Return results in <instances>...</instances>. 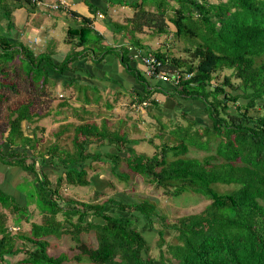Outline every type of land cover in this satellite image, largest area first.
I'll list each match as a JSON object with an SVG mask.
<instances>
[{
	"label": "trees",
	"instance_id": "1",
	"mask_svg": "<svg viewBox=\"0 0 264 264\" xmlns=\"http://www.w3.org/2000/svg\"><path fill=\"white\" fill-rule=\"evenodd\" d=\"M45 1L0 0V20L5 21L0 22V171L11 170L25 196L22 202L0 187V264H264V0H111L133 9L131 17L113 23V39L101 35L92 18L79 20L70 10L63 18V39L70 45L64 57L55 48L33 46L26 27L18 28L14 21L18 8L31 15L39 5L57 4V9H47L48 16L69 10L60 0ZM87 1L91 13L109 16L110 7ZM146 31L148 37L141 38ZM118 35L125 39L124 48ZM108 54L145 81L134 64L138 56L153 55L161 62L158 69L180 73L176 91L198 98L208 113L187 128L178 126L195 136L180 135L171 143L167 139L180 131L167 124L160 152L137 151L140 140L130 138L124 122L109 127L97 121L99 112L118 116L117 94L111 104L104 96L106 109L98 113L69 106L77 122L64 114L59 128L46 137L39 124L54 109L59 112L73 100L89 103L91 94L101 91L83 77L61 82L59 91L60 81L52 74L62 80L77 71L82 59L103 62ZM151 95L148 90L121 106L129 120ZM45 97L62 103L44 106ZM106 145L116 151H105ZM191 149L203 154L186 155ZM100 171L108 174L109 185L93 189V198L69 191L92 187V175ZM140 182L168 196L198 194L209 204L169 221L148 196L133 193L136 199L126 201L111 194L121 183L134 190ZM160 222L157 259L146 233ZM167 229L178 239L168 245L170 257L164 253ZM91 234L96 244L89 240ZM54 237L73 242L72 257L48 250Z\"/></svg>",
	"mask_w": 264,
	"mask_h": 264
},
{
	"label": "crops",
	"instance_id": "2",
	"mask_svg": "<svg viewBox=\"0 0 264 264\" xmlns=\"http://www.w3.org/2000/svg\"><path fill=\"white\" fill-rule=\"evenodd\" d=\"M55 0H46V3L54 2ZM59 2H63L66 6L67 9H63L61 12L62 14H58V12L52 16H47L46 12L47 7L45 5H39L36 11H34L31 15L30 13L25 9V8H18L13 12V18L15 23L17 24V27H26V32L29 30V27L35 26V24H39L37 21L38 19L41 20L43 16H47L48 19L53 23L55 21V25H52V30L50 31L53 33L56 31H65L66 28V21L63 19L68 16L67 13H69L70 10H73L77 15L79 16L78 19L80 20L82 17H88L93 19V26L95 27L96 30L99 31V33L107 38L113 39L115 36V33L113 32L115 30V26L113 23H118V22H123L127 17H131L133 15V9L127 6L123 5H118L114 3L111 0H90L91 4L94 6L102 7L105 9L106 7L109 8V16L105 15L103 12L102 16L95 15L91 13L90 9V4L87 0H60ZM49 10V9H48ZM111 10L113 12L117 13V17L114 18L111 15ZM119 14V15H118ZM30 15V16H29ZM38 17V19L36 18ZM54 17V18H53ZM52 18V19H51ZM57 20H62L64 22L63 26L61 29H57ZM103 20V22H102ZM2 24H5L4 19L0 20ZM28 28V29H27ZM56 28V29H55ZM62 31V34H63ZM65 34V32H64ZM139 36L141 38H147L148 34L147 31L140 33ZM32 39V37H29ZM121 35L117 36L118 39V44L121 45L125 39ZM34 43L37 42L35 38L33 39ZM117 41V40H116ZM157 41L153 43V46H156ZM157 47V46H156ZM68 50V47L63 48L61 51V54L59 53L58 55L60 57H64L66 51ZM133 54L136 55L137 51L133 49L131 51ZM141 56H138L137 62L134 63L136 67L140 68V71L145 75V80L143 79H138L136 76L130 72L122 63L120 62V58L113 56L112 54H108L105 56V60L103 62H97L94 61L95 59H82L78 64H77V71L72 74L70 73L69 76L66 78L61 79L60 75L57 74H52V76L57 80L60 81L56 85V89L59 91L62 90V83L61 82H71V79H77V78H84L88 82L91 81L93 83H96L101 91L104 93V95L109 98L110 100H114L117 97V94H119L120 98H124L123 102H109L114 103L115 109L117 107L128 105L129 100L131 98H136L139 95H143L146 91L150 90L152 91L151 97H149L150 101L148 100L147 105H145V108L142 106L140 109L142 110L140 113H137V115H140L141 120L143 122H146V116L148 117L149 121L154 124L155 126L162 125L163 123L165 124H170L177 122L178 126L181 127V123H186L189 124V122H198L199 118L205 117V119L208 116V113L204 111V104L198 101V98H186L182 97L178 91H176V85L172 81H163L160 78H151L146 75V67L141 63ZM150 85H147V84ZM53 86V85H52ZM158 87H162L160 91H155L154 90ZM55 87V86H54ZM52 87V88H54ZM130 94V96H129ZM133 96V97H132ZM130 97V98H129ZM156 98V104L152 103L151 100ZM62 102H57V104H60ZM71 105H64L61 109V111L56 112L57 109H54L52 112V115H50L47 118H50L54 116L53 114H57L58 117H56V120L58 123H61L60 118H62L65 115H67V120L68 121H73L77 122V113L75 114L74 109L69 108V106L73 107H80L84 106L86 109H94L96 113L98 111H103L106 109V104L107 102H80L78 100H73V102H69ZM121 103V104H120ZM56 105L54 107H56ZM53 107V106H52ZM143 108V109H142ZM136 112V111H135ZM84 116V115H83ZM98 118L101 122L103 121L102 117H105L106 115L103 113L101 114L99 112ZM145 116V117H143ZM46 118V119H47ZM69 118H72L69 120ZM59 125V126H60ZM59 126H55L54 129L59 128ZM103 149L105 151L114 153L116 151L115 147L110 145V146H104ZM138 151V149L136 148ZM0 171V187L3 190H6L8 193L13 195L17 200L24 201L25 196L21 194L17 189H18V184L20 183V180L18 179L15 181L12 177L10 171ZM105 172L100 171L97 174L92 175V179L94 180L95 184L91 187V191L95 188H98V182L97 179L102 180L103 183L99 184L100 187H106L109 182L108 175L104 174ZM104 175H106V179L104 178ZM104 179V180H103ZM106 180V182H105ZM22 181V180H21ZM89 189V187H88ZM125 195V194H124ZM131 197H133L130 194ZM123 199V198H121ZM126 201H129L127 199H124Z\"/></svg>",
	"mask_w": 264,
	"mask_h": 264
},
{
	"label": "rangeland",
	"instance_id": "3",
	"mask_svg": "<svg viewBox=\"0 0 264 264\" xmlns=\"http://www.w3.org/2000/svg\"><path fill=\"white\" fill-rule=\"evenodd\" d=\"M111 15L116 18L117 17V13L113 12L111 10ZM119 15V14H118ZM48 16V15H47ZM47 16H43L41 20L38 19V17H36L38 19V23L39 24H35V26L33 27H29V30H27V35L28 37H32V39L35 38V40H37V42L35 44L37 45H33L37 48H42V50H46L49 48H55L57 51L62 50L65 47L70 48V45L66 44L64 42V31L62 34V31H58V33L56 31H54L53 33H51L50 31L52 30V25H55V21H53V23L48 19ZM54 18V17H53ZM52 19V18H51ZM103 22V20H102ZM64 22L62 20H57V29H61V27L63 26ZM55 28V29H56ZM28 29V28H27ZM124 39V38H123ZM160 43V41H159ZM178 46H182L184 44L183 39L177 41ZM125 45L122 44V48H124ZM156 47V46H155ZM177 49V48H176ZM175 49V50H176ZM228 73V72H227ZM54 87V86H52ZM102 91H94L91 94V98L92 101L91 102H104L106 99H104V94H100ZM90 94V93H89ZM102 97V98H101ZM46 100H48L47 102H40L43 103L44 106H55L57 102H61L60 100H54V102H52L48 97H45ZM123 97L120 98V100L118 102H123ZM114 100H110V102H113ZM121 104V103H120ZM115 114H117V117H113L112 119L109 116H105L102 117L103 122L106 121L107 125L109 127H115V125H119V123L124 122L122 125L123 127L127 128L128 131L127 133L129 134L130 138H135V139H139L140 143L138 145L135 146V148L138 149V151L140 152H144L145 154H148L150 156L154 155L158 152H160V144L163 142L164 138H161L160 135L164 134L165 135V131L167 128V124L163 123L161 126V130H163V132H161V130L159 128H157L154 124H152L148 117L143 116L146 118V122L140 121L142 117H140V115L134 114L132 116V118L129 120V117L127 115V111L125 110V108L117 107L116 110L114 111ZM82 116H87V114H83ZM54 116L44 119L41 121V123L39 124L40 126L45 128L44 134L46 137H48L50 135V132L53 130V128H55V126H59L60 123H58L56 120V117H58L57 114H53ZM72 118H69V120ZM3 122L5 121L4 119H1ZM60 120H65L60 118ZM98 123H100L99 118L97 119ZM114 125V126H113ZM175 127L176 131H180V132H176V133H172L173 136L171 137V139H167L170 140L171 143L175 142L176 140H178L180 135L182 137L189 135L194 137V134L191 133H186L187 131L183 130V129H179L178 128V123H172V121L169 124V127ZM181 126H184L185 128L188 127V124L186 123H181ZM27 131H29L30 133L34 131V126L30 125L28 127ZM184 132V133H183ZM41 134V133H40ZM153 140L152 142L149 140ZM163 139V140H162ZM166 141V140H164ZM169 143V144H171ZM203 152L201 151H197L195 149H191L190 152H187L186 155L188 156H200L202 155ZM97 174V173H95ZM106 174V173H104ZM108 175V174H106ZM106 175H104V178L106 179ZM22 182H24L23 185H25V174H22ZM104 180V179H103ZM107 180V179H106ZM105 180V182H106ZM21 182V183H22ZM97 182L99 184H102L103 181L99 179L97 180ZM22 185V184H21ZM109 185V183H108ZM99 186V185H98ZM107 187V186H106ZM128 187H125L123 183L120 184V187H118L117 192H113L111 194H116L117 196L122 197L123 199H127V200H135L133 199L130 194L132 195L133 193L135 195H140V196H148L150 197L152 200H156L158 203L159 208L163 211L162 214H164L166 216V218L170 221H174L176 219H178L179 217H182L184 215H190V214H194V213H199L201 212L203 209L206 208V206L209 204V201L204 198L203 196H199L198 194H192V193H182L179 196H168L167 194L165 195L161 190L156 191L155 188H153V185H147L144 183H136L134 190H132V188L127 189ZM91 187L88 189L86 187H72L70 188L69 191H71V193L74 192H80L81 194H83L84 196H86L85 200H89L91 198H93V193H91ZM127 190V191H126ZM126 192V193H125ZM125 194V195H124ZM88 196V197H87ZM12 220V219H11ZM36 221L38 223L41 222L40 218L36 219ZM43 221V220H42ZM162 222V221H161ZM155 223V230H149L146 233L147 238L150 240L151 244V249L152 250V255L155 256L157 259H159V250L155 247L156 246V242L159 240V233L158 230L162 227V223ZM11 223V222H10ZM13 227V229H16V227H14L13 225H10ZM27 228L28 225H25ZM30 230V228H29ZM89 240H91L92 238V242L93 244H96L95 242V238L94 236L91 235H87ZM166 245L164 246V253L166 256L170 257V251L168 252V245L171 243H178V239L175 237V235H173V230L172 229H167L166 231ZM73 242L70 241L68 238H64L61 241L57 240L56 237L51 238V244L49 245V251L52 252L54 251L57 255L58 254H62L65 253L67 254V256L72 257L73 255V250L70 248V245ZM155 247V248H154ZM175 260H173L174 262ZM64 264H77L76 262H67Z\"/></svg>",
	"mask_w": 264,
	"mask_h": 264
},
{
	"label": "built area",
	"instance_id": "4",
	"mask_svg": "<svg viewBox=\"0 0 264 264\" xmlns=\"http://www.w3.org/2000/svg\"><path fill=\"white\" fill-rule=\"evenodd\" d=\"M60 5H65L63 2H60ZM57 4H47L48 9H57ZM143 62L146 64V75L151 78H160L163 81H173L175 83H179L181 80V74H172L168 73L167 71H164L162 69H158V67L161 65V62L156 59L153 55H145L143 57H140ZM191 77V75H187V78ZM148 102H145L144 104L147 105Z\"/></svg>",
	"mask_w": 264,
	"mask_h": 264
},
{
	"label": "clouds",
	"instance_id": "5",
	"mask_svg": "<svg viewBox=\"0 0 264 264\" xmlns=\"http://www.w3.org/2000/svg\"><path fill=\"white\" fill-rule=\"evenodd\" d=\"M191 77H192V75H191ZM191 77H189V78H191ZM186 78H187V77H186ZM189 78H188V79H189ZM161 80H162V79H161ZM172 82H173V81H172ZM173 83H174L175 85H177V84H178V83H175V82H173ZM179 83H180V82H179Z\"/></svg>",
	"mask_w": 264,
	"mask_h": 264
}]
</instances>
